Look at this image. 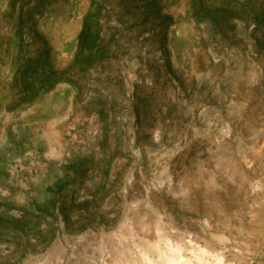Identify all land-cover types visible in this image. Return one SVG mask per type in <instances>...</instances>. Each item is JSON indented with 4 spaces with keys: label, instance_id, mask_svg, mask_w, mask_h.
<instances>
[{
    "label": "rangeland",
    "instance_id": "rangeland-1",
    "mask_svg": "<svg viewBox=\"0 0 264 264\" xmlns=\"http://www.w3.org/2000/svg\"><path fill=\"white\" fill-rule=\"evenodd\" d=\"M0 264H264V0H0Z\"/></svg>",
    "mask_w": 264,
    "mask_h": 264
},
{
    "label": "trees",
    "instance_id": "trees-1",
    "mask_svg": "<svg viewBox=\"0 0 264 264\" xmlns=\"http://www.w3.org/2000/svg\"><path fill=\"white\" fill-rule=\"evenodd\" d=\"M87 39H88V37H86ZM87 39H86V41H87Z\"/></svg>",
    "mask_w": 264,
    "mask_h": 264
}]
</instances>
